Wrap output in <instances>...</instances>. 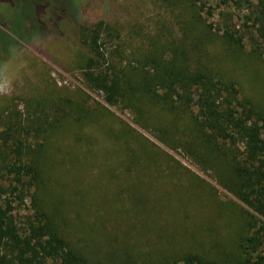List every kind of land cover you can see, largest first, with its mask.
<instances>
[{
	"label": "rangeland",
	"instance_id": "rangeland-1",
	"mask_svg": "<svg viewBox=\"0 0 264 264\" xmlns=\"http://www.w3.org/2000/svg\"><path fill=\"white\" fill-rule=\"evenodd\" d=\"M199 1L0 0V129L10 117L35 128L45 122L35 135L46 142L36 195L91 260L163 264L197 252L242 264L253 211L228 188L230 157L207 148L203 134L191 140L186 124L196 107L174 119L147 100L107 104L77 67L80 27L97 23L110 62L125 72L155 50L167 58L170 45L191 57L203 47L217 73L264 111V57L220 37V13L232 7Z\"/></svg>",
	"mask_w": 264,
	"mask_h": 264
},
{
	"label": "trees",
	"instance_id": "trees-1",
	"mask_svg": "<svg viewBox=\"0 0 264 264\" xmlns=\"http://www.w3.org/2000/svg\"><path fill=\"white\" fill-rule=\"evenodd\" d=\"M216 3L232 7L237 16L232 11L220 13L222 21L215 29L222 40L236 47L247 42L253 53L264 57V0H216ZM200 4L202 8L204 2ZM80 30L78 54L82 53L77 67L86 87L98 92L105 103L138 108L147 100L151 102L148 105L157 106L162 113L172 112L174 119L185 115L190 105L196 107V114L188 116L186 124L191 140L195 142L197 133L203 134L211 141L207 142V148L212 146L219 155L230 157L234 177L228 188L260 216L258 219L249 213L253 231L245 238L240 260L242 264H264L263 109L242 97L232 79L217 73L203 47L201 54L191 57L178 44L170 45L167 58L155 50L145 55L142 62L138 61L132 72H125L110 62L101 42L99 23ZM144 108L148 110L147 106ZM43 123L39 122L35 128L10 117L0 129V264H135L127 260H91L66 237L54 211L36 195L35 190L42 182L40 154L46 142L35 135L43 133ZM63 123L59 118L56 129ZM189 138H183L182 142L192 150ZM37 140L33 147L30 141ZM217 142H227L229 147L220 151ZM196 152L191 151L195 155ZM27 197L31 209L27 208ZM164 261L163 264H215V259L197 252L184 253L179 258L171 256Z\"/></svg>",
	"mask_w": 264,
	"mask_h": 264
}]
</instances>
